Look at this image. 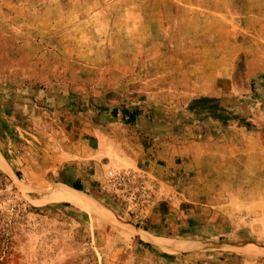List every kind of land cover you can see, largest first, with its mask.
Instances as JSON below:
<instances>
[{
    "label": "rangeland",
    "instance_id": "1",
    "mask_svg": "<svg viewBox=\"0 0 264 264\" xmlns=\"http://www.w3.org/2000/svg\"><path fill=\"white\" fill-rule=\"evenodd\" d=\"M262 161L264 0H0V264L264 263Z\"/></svg>",
    "mask_w": 264,
    "mask_h": 264
},
{
    "label": "crops",
    "instance_id": "2",
    "mask_svg": "<svg viewBox=\"0 0 264 264\" xmlns=\"http://www.w3.org/2000/svg\"><path fill=\"white\" fill-rule=\"evenodd\" d=\"M209 93V90H203L201 89V91H199L198 93ZM237 112L236 110V106H233L232 104L224 103L222 102L221 104L218 105L217 107V113L219 114L220 118L222 117H228L230 115H233ZM128 136V135H127ZM129 139V141L132 143V141H134V146H132L131 149H129V156L131 158V160L133 161V163H135L137 166L140 167H144L145 165L149 166L150 169L152 170V172L155 173V175L158 176V174L162 175V170H161V163L162 162H167L169 163L168 160H164L163 158L159 157L154 153H151L150 155H147L143 152L142 149V141L143 139H141L139 136L137 137V135H130L129 137H126V140ZM142 146V147H141ZM165 164V163H164ZM77 190V189H76ZM158 221L155 222V224L153 225H158Z\"/></svg>",
    "mask_w": 264,
    "mask_h": 264
},
{
    "label": "bare ground",
    "instance_id": "3",
    "mask_svg": "<svg viewBox=\"0 0 264 264\" xmlns=\"http://www.w3.org/2000/svg\"><path fill=\"white\" fill-rule=\"evenodd\" d=\"M182 78V77H181ZM189 81V80H188ZM205 144V143H204ZM207 145V144H206ZM245 151H247V154L249 155V149H245ZM252 156V155H251ZM263 162H261V164H259L258 166V173H257V176L259 174H261V165L263 166ZM233 165L232 161H223L222 162V166L220 168V171H216L217 173V177L221 180H228L230 177H231V173L229 172L230 171V167ZM264 168V167H263ZM213 172V171H212ZM244 172V171H243ZM242 172V173H243ZM215 173V174H216ZM210 175V174H209ZM213 175V174H212ZM264 175V174H263ZM236 179L237 181H240L241 183H243L244 181L245 182H250L252 180H255L257 179L255 176L254 177H251L250 175H246L245 173L243 175H239V176H236ZM220 180V181H221ZM239 182V183H240ZM242 186V185H241ZM244 193V192H243ZM246 193V192H245ZM79 194H81L80 192H78V190L76 189H73V188H66L64 189L63 191L59 192L57 194V197L60 198V199H63V200H66V201H70V202H75V203H78V202H81L83 200V197H81ZM252 194V193H251ZM254 194V193H253ZM245 195V194H244ZM241 196V195H240ZM79 204V203H78Z\"/></svg>",
    "mask_w": 264,
    "mask_h": 264
},
{
    "label": "trees",
    "instance_id": "4",
    "mask_svg": "<svg viewBox=\"0 0 264 264\" xmlns=\"http://www.w3.org/2000/svg\"><path fill=\"white\" fill-rule=\"evenodd\" d=\"M114 112H116V110H113V113H114ZM122 114H123V117H125V119H126V117H128V115L131 117V113L129 114V111H128L127 109L122 110ZM73 187H74L75 189H77V190L80 189V187L77 186L76 184H74Z\"/></svg>",
    "mask_w": 264,
    "mask_h": 264
},
{
    "label": "built area",
    "instance_id": "5",
    "mask_svg": "<svg viewBox=\"0 0 264 264\" xmlns=\"http://www.w3.org/2000/svg\"><path fill=\"white\" fill-rule=\"evenodd\" d=\"M258 264H264V263H258Z\"/></svg>",
    "mask_w": 264,
    "mask_h": 264
}]
</instances>
